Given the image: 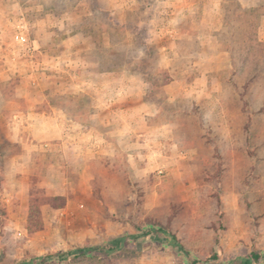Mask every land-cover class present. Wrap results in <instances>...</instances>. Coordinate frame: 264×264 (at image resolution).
Returning <instances> with one entry per match:
<instances>
[{
  "label": "rangeland",
  "instance_id": "1",
  "mask_svg": "<svg viewBox=\"0 0 264 264\" xmlns=\"http://www.w3.org/2000/svg\"><path fill=\"white\" fill-rule=\"evenodd\" d=\"M251 252H264V0H0V264Z\"/></svg>",
  "mask_w": 264,
  "mask_h": 264
},
{
  "label": "trees",
  "instance_id": "2",
  "mask_svg": "<svg viewBox=\"0 0 264 264\" xmlns=\"http://www.w3.org/2000/svg\"><path fill=\"white\" fill-rule=\"evenodd\" d=\"M152 231L156 238H162L168 246H171L172 248H177L179 253L182 255H187L186 251L184 250L183 246L179 243L175 235H173L172 233H170L169 231L163 228L153 229ZM131 238L134 239L136 238V236H132ZM126 241H127V237L121 236V237H117L109 241L108 247L99 246V247L82 248V249H77L75 253L83 255L86 253L97 251V252H101L104 254H109L116 250L121 249ZM48 258L49 257H39V258L32 257V258L17 261L15 264H42ZM217 259H218V256L214 255L212 257V261L211 259H207L206 261L198 262L196 260L191 261L188 258H186V262L187 264H198V263L199 264H221V263L216 262ZM262 261H264V252H251L245 256L237 257L223 264H258Z\"/></svg>",
  "mask_w": 264,
  "mask_h": 264
},
{
  "label": "built area",
  "instance_id": "3",
  "mask_svg": "<svg viewBox=\"0 0 264 264\" xmlns=\"http://www.w3.org/2000/svg\"><path fill=\"white\" fill-rule=\"evenodd\" d=\"M16 39L18 40L19 43H25L26 42V38L25 36L23 35V33H20Z\"/></svg>",
  "mask_w": 264,
  "mask_h": 264
}]
</instances>
